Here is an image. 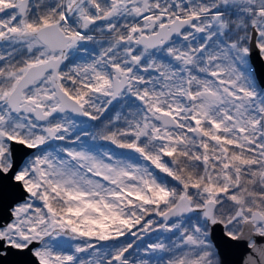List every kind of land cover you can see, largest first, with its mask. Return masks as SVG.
I'll list each match as a JSON object with an SVG mask.
<instances>
[{"label": "snow or ice", "instance_id": "snow-or-ice-1", "mask_svg": "<svg viewBox=\"0 0 264 264\" xmlns=\"http://www.w3.org/2000/svg\"><path fill=\"white\" fill-rule=\"evenodd\" d=\"M0 264H264V0H0Z\"/></svg>", "mask_w": 264, "mask_h": 264}]
</instances>
